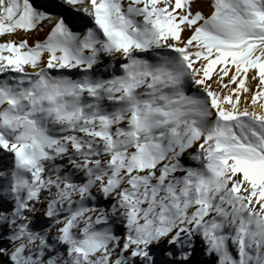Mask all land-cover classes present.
I'll use <instances>...</instances> for the list:
<instances>
[{
  "label": "snow or ice",
  "instance_id": "snow-or-ice-1",
  "mask_svg": "<svg viewBox=\"0 0 264 264\" xmlns=\"http://www.w3.org/2000/svg\"><path fill=\"white\" fill-rule=\"evenodd\" d=\"M0 264H264V0H0Z\"/></svg>",
  "mask_w": 264,
  "mask_h": 264
}]
</instances>
